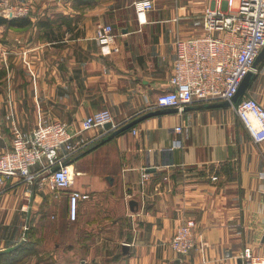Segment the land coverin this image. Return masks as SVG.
Here are the masks:
<instances>
[{
    "label": "crops",
    "instance_id": "1",
    "mask_svg": "<svg viewBox=\"0 0 264 264\" xmlns=\"http://www.w3.org/2000/svg\"><path fill=\"white\" fill-rule=\"evenodd\" d=\"M5 1L27 4L31 23L0 24V153L13 124L30 133L53 120L82 146L69 158L70 190L1 177L0 251L26 243L24 264H248L246 246L264 255V140L232 104L196 100L117 135L82 126L104 109L121 125L145 114L169 87L177 37L201 34L204 9L226 0H155L144 15L137 0ZM99 22L114 26L118 51H103ZM244 96L264 105V58ZM72 189L90 194L76 220ZM186 218L204 247L179 254L170 241Z\"/></svg>",
    "mask_w": 264,
    "mask_h": 264
},
{
    "label": "built area",
    "instance_id": "2",
    "mask_svg": "<svg viewBox=\"0 0 264 264\" xmlns=\"http://www.w3.org/2000/svg\"><path fill=\"white\" fill-rule=\"evenodd\" d=\"M5 2L0 0V13L9 18L29 13L27 4L4 6ZM226 3L227 8L208 5L204 9L201 34L177 37L169 87L157 95L146 112L174 107L183 110L196 100L232 101L245 76L255 69L254 63L264 48V0H226ZM135 7L140 15H144L155 8V0H137ZM116 35L111 23L97 24L95 38L105 53L119 50ZM232 105L253 139L263 141L264 105L252 96H244ZM108 121L112 122L111 131L122 126L115 122L109 109H104L87 115L82 122L83 130L102 126ZM183 129V123L175 126L177 132ZM11 131L12 145L0 153V179L2 176H17L33 183L37 176L50 171L37 182L58 193L72 188L74 179L69 158L82 144L74 141L66 121L40 124L30 133L13 124ZM89 196V193L76 189L69 192V214L73 220L78 217L80 199ZM170 246L179 254H186L198 246L204 247V235L197 229L195 218H186L178 225ZM242 256L248 264H264V255L254 253L249 246Z\"/></svg>",
    "mask_w": 264,
    "mask_h": 264
},
{
    "label": "water",
    "instance_id": "3",
    "mask_svg": "<svg viewBox=\"0 0 264 264\" xmlns=\"http://www.w3.org/2000/svg\"><path fill=\"white\" fill-rule=\"evenodd\" d=\"M264 58V48L262 49V51L260 52V54L258 55L255 63H254V67L256 68L257 67V64L259 63V61H261L262 59ZM254 74V70H251L246 76L245 78L243 79L241 85H240V88L238 90V92L235 94V96L232 98V101H228V100H224L222 102H219L221 104H237L240 99L242 98V96L244 94H246V91H247V88L251 82V78ZM180 111L179 108L177 107H174V108H158L156 110H151L149 112H146L145 114L135 118L134 120L126 123L125 125H122L120 126L119 128H117L116 130H114L112 132V135H117L119 133H121L122 131L126 130V129H129L131 128L132 126H134L137 122L141 121L142 119L146 118V117H149V116H152V115H156V114H162V113H166V112H178ZM106 127H110L112 125V122L111 121H108L104 124ZM50 171H46L42 174H40L39 176L36 177V179L34 180V183L36 184L37 181L42 177V176H45L47 174H49ZM25 241V239L21 242L23 243ZM19 243V244H21ZM18 244V245H19ZM4 251H0V253H2Z\"/></svg>",
    "mask_w": 264,
    "mask_h": 264
},
{
    "label": "trees",
    "instance_id": "4",
    "mask_svg": "<svg viewBox=\"0 0 264 264\" xmlns=\"http://www.w3.org/2000/svg\"><path fill=\"white\" fill-rule=\"evenodd\" d=\"M2 23L17 26L28 25L31 23V18L30 16L9 18L4 15H0V24ZM29 249L30 248L27 247V244L24 243L17 249H13L11 251L0 254V264H24L23 260L27 255Z\"/></svg>",
    "mask_w": 264,
    "mask_h": 264
},
{
    "label": "rangeland",
    "instance_id": "5",
    "mask_svg": "<svg viewBox=\"0 0 264 264\" xmlns=\"http://www.w3.org/2000/svg\"><path fill=\"white\" fill-rule=\"evenodd\" d=\"M0 15H4V16H6L7 17V15H5L4 13H0ZM25 16H29V13L27 14V15H25ZM8 54V52H7V50H6V55ZM60 200L59 199H57L56 200V209H59V206H61L60 204H62L63 202H59Z\"/></svg>",
    "mask_w": 264,
    "mask_h": 264
}]
</instances>
